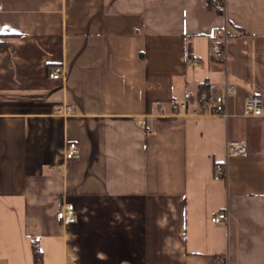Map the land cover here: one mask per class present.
Here are the masks:
<instances>
[{
	"label": "crops",
	"instance_id": "0c3cea01",
	"mask_svg": "<svg viewBox=\"0 0 264 264\" xmlns=\"http://www.w3.org/2000/svg\"><path fill=\"white\" fill-rule=\"evenodd\" d=\"M0 4V264H264V0Z\"/></svg>",
	"mask_w": 264,
	"mask_h": 264
},
{
	"label": "built area",
	"instance_id": "2783aa9c",
	"mask_svg": "<svg viewBox=\"0 0 264 264\" xmlns=\"http://www.w3.org/2000/svg\"><path fill=\"white\" fill-rule=\"evenodd\" d=\"M212 3L218 5L221 9L224 8L221 4V0H212ZM3 11V5L0 4V12ZM217 35L223 38V42L227 43L228 38L223 29L217 30ZM215 57L221 60H226L224 52H218ZM64 72L61 68H56L49 73V78L54 80L62 79ZM229 92H233V87H229ZM196 99L197 102L202 103L204 108L211 113L223 117H228L227 106L225 98L219 92H209L208 89L200 91L197 95L193 96L192 93L186 92L181 99H174L172 101L173 111H188L192 102ZM244 113L247 116L259 117L264 119V102L261 96L254 95L249 97L245 102ZM229 154L232 156H245L247 154V148L244 141H232L228 144ZM79 154V146L75 143H69L65 151V159L67 161L74 159ZM59 168V167H57ZM218 177L226 175V168L219 165L216 168ZM57 217L63 224L68 225L76 221V214L73 205H67L62 208ZM228 220V214L226 212L219 213L211 218V222L216 225H225ZM218 261L224 264H228L226 256H219Z\"/></svg>",
	"mask_w": 264,
	"mask_h": 264
},
{
	"label": "trees",
	"instance_id": "16d2710c",
	"mask_svg": "<svg viewBox=\"0 0 264 264\" xmlns=\"http://www.w3.org/2000/svg\"><path fill=\"white\" fill-rule=\"evenodd\" d=\"M4 42H0V46L3 44ZM33 252H34V257L36 262H38L40 260L41 256V251L39 249V246L36 243H33Z\"/></svg>",
	"mask_w": 264,
	"mask_h": 264
},
{
	"label": "rangeland",
	"instance_id": "374dc122",
	"mask_svg": "<svg viewBox=\"0 0 264 264\" xmlns=\"http://www.w3.org/2000/svg\"><path fill=\"white\" fill-rule=\"evenodd\" d=\"M69 225V224H68Z\"/></svg>",
	"mask_w": 264,
	"mask_h": 264
}]
</instances>
